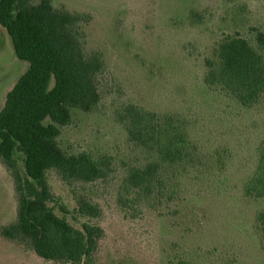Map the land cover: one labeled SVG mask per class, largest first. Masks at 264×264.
<instances>
[{
  "label": "rangeland",
  "instance_id": "rangeland-1",
  "mask_svg": "<svg viewBox=\"0 0 264 264\" xmlns=\"http://www.w3.org/2000/svg\"><path fill=\"white\" fill-rule=\"evenodd\" d=\"M51 4L90 16L79 25V40L86 56L102 61L98 104L90 112L71 108L56 143L66 155L86 152L107 162L106 176L93 183L63 182L48 170L54 214L79 230L84 224L102 229L96 264H264V237L256 221L264 197L248 196L244 189L264 144V93L244 107L225 88L204 81L207 63H218L224 39L241 38L258 50L264 0ZM27 68L0 26V110ZM129 104L178 122L185 138L181 162L163 164L129 139L124 116ZM14 159L24 175L23 156L15 152ZM153 162L159 165L160 190L145 195L123 187L132 167ZM82 201L98 207V215H79ZM16 208L12 179L0 163V228L15 222ZM0 264L61 263L0 236Z\"/></svg>",
  "mask_w": 264,
  "mask_h": 264
},
{
  "label": "trees",
  "instance_id": "trees-1",
  "mask_svg": "<svg viewBox=\"0 0 264 264\" xmlns=\"http://www.w3.org/2000/svg\"><path fill=\"white\" fill-rule=\"evenodd\" d=\"M89 15L54 9L51 0H0V26L6 31L18 60L27 70L6 94L0 110V163L12 179L17 201L16 220L0 228V236L27 245L39 258L61 264H96L94 255L103 231L84 224L74 228L56 216L46 181L55 170L63 182L93 183L107 174V162L88 153L66 155L57 145L60 127L70 121V109L92 111L100 96L96 79L102 61L86 56L78 29ZM258 50L241 38H226L218 48V63L208 62L207 85L225 88L244 107L253 106L264 93V33L257 32ZM129 139L163 164L184 158L185 138L171 116L129 104L124 109ZM48 120L46 125L44 121ZM23 156L24 175L14 153ZM157 162L132 167L123 180L126 190L151 195L160 190ZM248 196L264 197V144L259 148L255 174L244 186ZM120 203H123L120 199ZM63 210V209H62ZM77 213L95 217L98 207L82 201ZM256 221L264 237V212Z\"/></svg>",
  "mask_w": 264,
  "mask_h": 264
}]
</instances>
